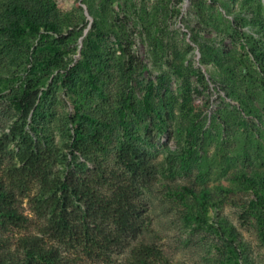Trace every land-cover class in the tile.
Segmentation results:
<instances>
[{
	"label": "rangeland",
	"instance_id": "1",
	"mask_svg": "<svg viewBox=\"0 0 264 264\" xmlns=\"http://www.w3.org/2000/svg\"><path fill=\"white\" fill-rule=\"evenodd\" d=\"M13 1L0 0V181L14 188L16 208L25 220L9 228L11 242L25 234L52 241V194L20 181V139L14 126L21 119L8 97L21 92L29 80L36 81L40 111L26 128L34 125L39 131L53 174L70 171L75 161L67 147L75 98L62 77L81 59L90 11L95 10L106 13L109 21L117 18L126 24L137 56L128 80L123 72L127 58L115 36H106L103 50L112 65L111 80L103 87L104 95L92 91L84 108L101 122L105 150L98 157L116 166L115 152L124 138L118 112L122 92L131 89L139 108L145 86L152 82L155 107L161 106L159 95L165 105L161 116H126L153 170V181L143 191L150 220L131 243H155L185 264H264V210L248 204L253 193L241 177L264 174V75L251 54L255 51L264 60V0H53L62 37L44 28L15 33V16L9 11ZM194 38L206 51V63ZM53 45L60 46L56 54ZM214 52L234 55L235 78L213 62ZM190 137L196 143L195 160L186 171L180 161ZM183 185L210 191L215 206L205 220L195 218L199 208L190 195L177 194ZM245 209L252 211L246 224L240 218ZM221 223L231 225L232 234ZM128 254V246L105 259L78 250L68 253L76 264H127Z\"/></svg>",
	"mask_w": 264,
	"mask_h": 264
},
{
	"label": "trees",
	"instance_id": "2",
	"mask_svg": "<svg viewBox=\"0 0 264 264\" xmlns=\"http://www.w3.org/2000/svg\"><path fill=\"white\" fill-rule=\"evenodd\" d=\"M56 6L53 0H47L46 4L34 0L13 1L9 7V11L15 16L13 30L19 33L28 29L31 33H38L44 28L59 33L62 37L54 19L53 10ZM202 12L205 14L206 9ZM90 13L92 23L87 36L82 40L81 59L66 69L62 77L63 86L75 98L74 114L71 117L72 132L67 147L75 161L70 171L60 175L53 174L49 169L48 147L38 135L39 131L34 125L26 128L29 119L34 120V116L40 111V89L36 87V81L29 80L21 92H14L8 97L21 119V123L14 126L16 136L20 139L16 152L20 163V167L16 168L20 171V181L33 186L40 185L52 194L48 224L52 241L37 234H25L11 242L7 234L9 228L13 225L20 226L25 219L16 208L14 188L0 181V264H76L68 255L71 251L78 250L91 258L105 259L125 246L129 247L127 264H185L167 256L155 243H131L150 220L143 191L153 181V170L149 155L135 141L126 116L127 112L137 113L140 117L152 113L162 115L161 110L165 107L162 95H159L161 106L157 109L154 104L155 86L152 82L146 84L139 108L131 89L122 92L118 112L124 138L115 152L116 166L109 167L98 157L97 153L105 150L101 122L84 111V108L88 105L92 91L104 95L103 87L111 80L112 65L103 50L106 36L109 33L115 36L117 48L127 58L123 72L128 80L132 79L137 68V56L131 48L133 39L125 29L126 24L117 18L109 21L106 13L99 14L95 10ZM194 42L199 44L196 38ZM199 48L201 61L206 63V51L202 50L200 44ZM51 49L56 54L60 46L53 45ZM251 52L264 75V60L257 52ZM210 57L227 77L235 78L232 53L222 55L214 52ZM159 81L161 88L164 77H159ZM43 93L46 94L47 91ZM189 133L192 134V131ZM195 145L194 137H190L188 147L181 153L180 164L183 170L188 171L195 160ZM241 177L253 193L248 204L264 210V174L242 173ZM177 194L181 197L184 194L190 195L196 201L199 208V215L195 216L197 220H205L209 209L215 206L207 188L195 189L183 185ZM250 214V209L241 211L240 218L244 224ZM221 224L231 233V225Z\"/></svg>",
	"mask_w": 264,
	"mask_h": 264
}]
</instances>
